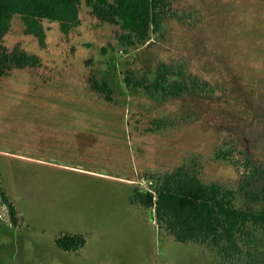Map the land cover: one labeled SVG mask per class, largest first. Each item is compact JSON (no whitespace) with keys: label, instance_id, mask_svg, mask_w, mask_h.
Instances as JSON below:
<instances>
[{"label":"rangeland","instance_id":"374dc122","mask_svg":"<svg viewBox=\"0 0 264 264\" xmlns=\"http://www.w3.org/2000/svg\"><path fill=\"white\" fill-rule=\"evenodd\" d=\"M82 19L68 35L45 21L44 47L20 15L6 36L42 64L0 84V172L19 211L14 223L0 194V264H223L206 245L176 241L131 196L184 160L238 187L243 148L264 165V0H176L167 39L139 47L120 45L118 27L86 4ZM173 59L211 93L154 99L157 66ZM91 75L108 80L112 100ZM232 139L231 160L209 154ZM65 234L87 242L66 250Z\"/></svg>","mask_w":264,"mask_h":264},{"label":"trees","instance_id":"16d2710c","mask_svg":"<svg viewBox=\"0 0 264 264\" xmlns=\"http://www.w3.org/2000/svg\"><path fill=\"white\" fill-rule=\"evenodd\" d=\"M175 2L0 0V84L15 69L35 68L42 64L39 54L31 53L20 45L9 48L6 44L15 15H20L26 34L35 35L44 47L47 38L45 21L57 22L68 35L82 24V5L86 4L98 21L118 27L116 38L120 45L139 47L151 45L154 38L161 41L167 39L168 19ZM189 69L188 60L162 61L157 66L155 81L150 85L154 99L180 98L192 90L209 95L210 82L191 75ZM174 72L182 79H170ZM88 83L103 98L113 99L108 80L100 81L96 75H91ZM156 123V127L160 128V123ZM236 146V139L224 141L215 145L209 154L215 160H231ZM246 152L243 148L245 175L240 187L217 181L207 182L192 160H184L164 171L157 181H152L151 189H143L135 183L131 202L153 208L160 229L180 243L206 245L223 264H264V165ZM241 188L245 193L240 203L238 194ZM0 194L9 207L12 221L18 223L19 211L7 194L1 172ZM57 242L60 247L71 250L85 245L87 240L81 234H65L58 237Z\"/></svg>","mask_w":264,"mask_h":264},{"label":"built area","instance_id":"2783aa9c","mask_svg":"<svg viewBox=\"0 0 264 264\" xmlns=\"http://www.w3.org/2000/svg\"><path fill=\"white\" fill-rule=\"evenodd\" d=\"M144 179H145V178H144ZM145 180H146V179H145ZM145 180H144V181H145ZM147 188H150V187H147ZM150 189H151V188H150Z\"/></svg>","mask_w":264,"mask_h":264}]
</instances>
